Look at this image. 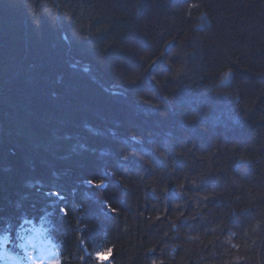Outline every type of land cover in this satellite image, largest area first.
I'll return each instance as SVG.
<instances>
[{"label":"trees","instance_id":"trees-1","mask_svg":"<svg viewBox=\"0 0 264 264\" xmlns=\"http://www.w3.org/2000/svg\"><path fill=\"white\" fill-rule=\"evenodd\" d=\"M5 225L62 264H264V0H0Z\"/></svg>","mask_w":264,"mask_h":264},{"label":"rangeland","instance_id":"rangeland-1","mask_svg":"<svg viewBox=\"0 0 264 264\" xmlns=\"http://www.w3.org/2000/svg\"><path fill=\"white\" fill-rule=\"evenodd\" d=\"M25 230L24 237L26 240H22L21 243L27 244L30 241L34 249L28 247L27 250L32 253L33 257L37 261H42V264H53V260H57L56 254L44 239L42 231L38 227H27ZM1 245L5 247L6 242H2ZM22 252L25 258L22 264H33L32 260L26 258L24 249H22ZM0 257H4V251H0Z\"/></svg>","mask_w":264,"mask_h":264},{"label":"snow or ice","instance_id":"snow-or-ice-1","mask_svg":"<svg viewBox=\"0 0 264 264\" xmlns=\"http://www.w3.org/2000/svg\"><path fill=\"white\" fill-rule=\"evenodd\" d=\"M192 7H198V5L193 4ZM227 75H230V73L226 74V76ZM88 183L91 184L92 186H94L95 188H103L105 186V181L104 180H100L98 182L94 181V180H89ZM181 187H183V186H181ZM50 195H55L58 198H62V197H60V193L59 192L50 193ZM205 199H207V197H205ZM111 210L112 211H116L115 209H111ZM60 211L65 216L68 215V209L67 208H61ZM17 227H19V226H17ZM13 231H14V228H13L12 225H5L4 226V230H3V234L0 235V242H6L8 244L14 245L17 248L24 249L26 258L29 259V260H32L33 264H42V261H37L36 258L33 257L32 253L27 250L28 247H33V249H34V246L31 244V242L28 241L27 244H25V243H17V241L26 240V238L21 236L19 234V232H16L15 239H14L13 238ZM100 255H101V253H96L97 259H99ZM53 264H62V262L59 261V260H55L53 262ZM154 264H155V262H154Z\"/></svg>","mask_w":264,"mask_h":264},{"label":"bare ground","instance_id":"bare-ground-1","mask_svg":"<svg viewBox=\"0 0 264 264\" xmlns=\"http://www.w3.org/2000/svg\"><path fill=\"white\" fill-rule=\"evenodd\" d=\"M2 242H0V244H1ZM5 247H6V245H5ZM4 251V257L3 258H1V260L2 259H4L5 260V262H7L8 263V261L9 262H13V263H15V264H19V259H18V257L15 255V254H11V253H8V252H6V250H3ZM23 256H24V254H23ZM25 259V258H24ZM8 260V261H7ZM11 264V263H10ZM21 264H22V262H21Z\"/></svg>","mask_w":264,"mask_h":264}]
</instances>
